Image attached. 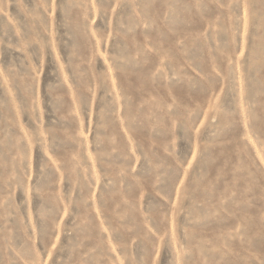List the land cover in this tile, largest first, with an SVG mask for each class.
<instances>
[{
    "label": "rangeland",
    "instance_id": "rangeland-1",
    "mask_svg": "<svg viewBox=\"0 0 264 264\" xmlns=\"http://www.w3.org/2000/svg\"><path fill=\"white\" fill-rule=\"evenodd\" d=\"M0 264H264V0H0Z\"/></svg>",
    "mask_w": 264,
    "mask_h": 264
}]
</instances>
